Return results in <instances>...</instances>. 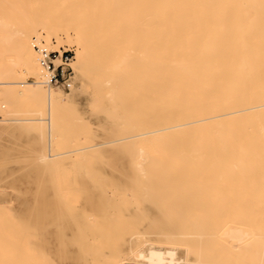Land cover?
Returning <instances> with one entry per match:
<instances>
[{"label": "bare ground", "instance_id": "6f19581e", "mask_svg": "<svg viewBox=\"0 0 264 264\" xmlns=\"http://www.w3.org/2000/svg\"><path fill=\"white\" fill-rule=\"evenodd\" d=\"M53 38L77 46L68 92L49 85L34 49ZM82 96L100 141L86 150L140 146L127 187L149 218L130 239L104 240L72 216L98 198L66 202L67 181L41 182L65 207L34 225L0 208V264H264V0H0V107L33 108L0 120V135L31 123L50 165L64 155L63 104Z\"/></svg>", "mask_w": 264, "mask_h": 264}, {"label": "rangeland", "instance_id": "374dc122", "mask_svg": "<svg viewBox=\"0 0 264 264\" xmlns=\"http://www.w3.org/2000/svg\"><path fill=\"white\" fill-rule=\"evenodd\" d=\"M42 42L38 43L34 39V49L36 50V46H47L48 49L51 48L49 51L55 49L73 50L74 59L71 66L73 76H75L74 65L77 46L68 43L59 45L56 38L52 39L50 47L45 41ZM51 45L57 48L54 49ZM36 54L39 57V54ZM26 81L31 82L32 79H26ZM56 90L68 92V88L59 87ZM1 103L4 106L0 107V120L31 118L33 108L28 101L18 102L14 99L3 98ZM91 110L90 101L86 96L74 97L71 101L64 102L59 119L60 125L56 144L57 152L64 153V155L53 159L50 165H45L39 161L38 153L41 149V143L28 128L31 123L14 121L6 123L17 126V128L12 132L0 135V208L19 209L24 212L23 218L20 219L21 225L38 224L41 221L38 214H42L45 218L55 214L57 208L65 207L61 203L59 205L47 203L51 199L50 189L48 187L38 188L41 182H50L60 178L67 181L68 191L72 195L71 199H69L70 197L64 199L66 202L67 200L93 201L96 198L100 201L98 208L90 207L75 211L72 214L75 223L81 222L85 226L94 224L97 227L95 231L103 234L102 239L104 240H117L119 238L122 240L126 236L125 239L127 240L130 239L128 236L133 231L132 227L146 223L152 209V207H148L146 210L134 209L142 197L128 188L132 184V179H130L132 172L129 169L131 163L129 162L131 155L136 153L140 146L129 142L131 144H115L108 147L91 148V151H89L90 149L86 150L87 147L100 142L94 140L91 135L96 124L95 118L91 116ZM7 181H14L18 184L28 183L29 185L17 192L5 188ZM169 181L173 183L174 180ZM105 184L106 186H103ZM174 187L176 188V185ZM169 189L168 192L176 191L173 188L170 191ZM99 190L102 193L100 191L98 197L86 195V192L92 194L99 192ZM165 190L167 191L166 188ZM160 216L162 215H156L158 222L155 225H163V220L158 218ZM24 234L22 237L27 236V233ZM28 234L30 233L28 232ZM26 238L23 239L26 240Z\"/></svg>", "mask_w": 264, "mask_h": 264}, {"label": "built area", "instance_id": "2783aa9c", "mask_svg": "<svg viewBox=\"0 0 264 264\" xmlns=\"http://www.w3.org/2000/svg\"><path fill=\"white\" fill-rule=\"evenodd\" d=\"M36 50L39 53L41 65L49 74V85L55 88H69L73 77L71 66L74 59L73 50L48 52L42 47H36Z\"/></svg>", "mask_w": 264, "mask_h": 264}]
</instances>
